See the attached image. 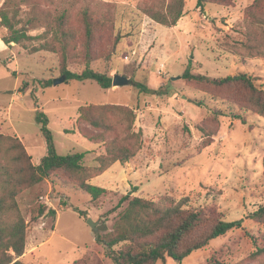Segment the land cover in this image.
<instances>
[{"label": "rangeland", "instance_id": "374dc122", "mask_svg": "<svg viewBox=\"0 0 264 264\" xmlns=\"http://www.w3.org/2000/svg\"><path fill=\"white\" fill-rule=\"evenodd\" d=\"M5 1L0 0V7ZM11 2L8 16L17 28L35 15L38 26L28 31L33 36L66 12L75 43L71 58L84 56L79 12L87 8L96 22L89 67L111 77L124 75L130 83L104 89L94 80L70 79L44 87V80L61 76L59 54L29 53L24 45L12 44L0 57V134L16 132L31 162L38 164L46 145L35 119L36 103L49 118L57 152H86L83 164L92 168L112 140L124 142L125 124L111 115L104 119L113 126L109 131L77 122L79 106L127 105L135 112L134 131L142 130L135 156L123 164L115 162L90 182L107 189L103 196L92 199L74 184L62 185L60 177L70 174L61 171L53 177L54 184L45 179L17 194L15 201L27 222V255L19 257L21 262L113 264L95 236L113 232L117 214L126 205L116 209L117 202L128 194L202 210L199 231L216 218L242 219V227L210 240L181 262L166 258L155 264H264V213H259L264 210V115L255 104L256 95L239 82L213 85L182 77L191 60L193 74L223 78L246 73L264 90V0H205L201 6L197 0H184L182 16L172 26L147 13L165 12L169 0ZM0 34L8 35V30L1 27ZM41 42L37 38L24 44L29 48ZM85 67L77 58L67 64L73 72ZM16 84L21 93L5 91ZM86 135L102 137L92 142ZM36 202L53 208L56 215L32 221L30 210ZM72 207L84 211V217ZM86 219L96 223L97 232Z\"/></svg>", "mask_w": 264, "mask_h": 264}, {"label": "trees", "instance_id": "16d2710c", "mask_svg": "<svg viewBox=\"0 0 264 264\" xmlns=\"http://www.w3.org/2000/svg\"><path fill=\"white\" fill-rule=\"evenodd\" d=\"M205 0H197V6H201ZM13 4L6 0L0 7V28L8 30V35H2L1 39L8 46L22 44L29 53L37 51H50L58 53L60 57L61 75H65V81L70 79L94 80L104 89L111 88L112 77L106 73L93 70L89 67L93 57L90 53L91 41L94 39L93 27L96 25L87 8L80 10L81 22L84 26L85 40L83 55L77 54L71 58L70 50L75 47L74 34L67 27L66 12L54 16L47 24L46 31L33 36L28 33L30 29L38 26L35 15L31 14L21 27H16L8 16L9 7ZM184 0H169L165 12L148 10V15L156 22L172 26L182 16ZM42 38L43 42L36 46L27 47L24 42ZM118 41L115 38L116 43ZM83 60L86 67L80 72H73L67 68L69 61L73 59ZM191 60H189L183 78L199 83L213 85H228L239 82L256 95L255 104L258 111L264 115V90L256 84L254 78L246 73L227 75L223 78H211L201 74L190 72ZM44 87L53 84V78L43 81ZM147 93L161 94L158 89L143 88ZM77 122L83 121L94 128L112 130L113 126L105 121L107 115H111L123 122L124 142L112 140L105 148V153L95 159L97 165L88 168L83 164L86 152H73L61 155L57 152L53 140L52 131L49 129L47 114L35 103V119L40 124V131L45 140L46 153L38 164L31 162L23 143L17 136L0 134V264H25L19 259L25 252V240L27 222L22 216L15 197L22 189L32 187L45 179H51L58 171L68 173V177H60L62 185L74 184L82 191L88 193L92 199L103 196L107 189L91 184L89 180L102 174L112 164L119 161L126 163L135 156L141 148L142 130L134 131L135 112L127 105L102 104L82 105L77 109ZM239 117V116H237ZM79 129V128H78ZM92 142H98L101 135L85 136ZM77 174L79 178L73 179ZM123 203L126 205L117 214L112 233L97 232L95 240L103 245L105 254L113 264H155L158 261L164 263L166 258H172L181 262L192 251L206 246L210 240L224 235L233 228L242 227V219L228 221L216 218L207 228L199 231L204 221L202 210L194 208H182L181 203L160 205L143 198L128 194L122 195L117 202L116 209ZM80 217L85 212L78 207H72ZM31 220L36 221L45 215L55 216L56 211L41 203L31 206ZM259 213H264L260 210ZM123 243L120 248H115Z\"/></svg>", "mask_w": 264, "mask_h": 264}, {"label": "water", "instance_id": "95a60500", "mask_svg": "<svg viewBox=\"0 0 264 264\" xmlns=\"http://www.w3.org/2000/svg\"><path fill=\"white\" fill-rule=\"evenodd\" d=\"M65 79H66V76L61 75L53 79V84L64 82ZM129 83H130V79L124 75L117 74V73L112 75V82H111L112 86H124V85H128ZM86 222L92 228L94 232H97L98 228L96 226V223L93 220L86 219Z\"/></svg>", "mask_w": 264, "mask_h": 264}, {"label": "crops", "instance_id": "0c3cea01", "mask_svg": "<svg viewBox=\"0 0 264 264\" xmlns=\"http://www.w3.org/2000/svg\"><path fill=\"white\" fill-rule=\"evenodd\" d=\"M11 48H8V46L3 42V40L1 39V36H0V57H2V56H4L5 55V53L8 51V50H10ZM9 60V59H8ZM1 61V60H0ZM4 62V61H3ZM18 83V82H17ZM18 84H16V86L14 87V89L13 90H5V91H8V92H14L15 93V91H17V93H21L18 89ZM10 106V105H9ZM2 119V118H1ZM1 124V123H0ZM14 134L16 135V136H18L17 134H16V132H14ZM19 137V136H18ZM21 140H22V138L21 137H19ZM45 155V154H44ZM44 155H41V157L42 156H44ZM41 157H39V159L37 160V162H39L40 161V159H41ZM106 172V171H105ZM104 174V173H103ZM102 174V175H103ZM99 176H101V175H99ZM99 176H96V177H93V178H91L90 180H89V182H91L92 180H94V179H96V178H98ZM27 255V245H26V251H25V253L20 257V259H23L25 256Z\"/></svg>", "mask_w": 264, "mask_h": 264}]
</instances>
